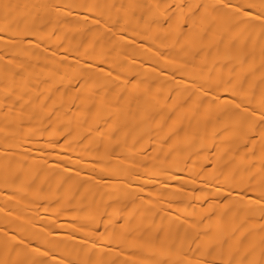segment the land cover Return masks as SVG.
<instances>
[{
  "label": "bare ground",
  "instance_id": "obj_1",
  "mask_svg": "<svg viewBox=\"0 0 264 264\" xmlns=\"http://www.w3.org/2000/svg\"><path fill=\"white\" fill-rule=\"evenodd\" d=\"M0 264H264V0H0Z\"/></svg>",
  "mask_w": 264,
  "mask_h": 264
}]
</instances>
